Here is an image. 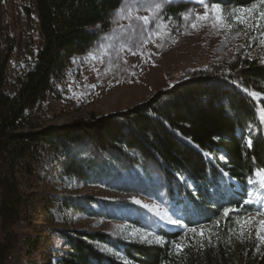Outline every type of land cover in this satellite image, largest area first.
<instances>
[{
    "label": "trees",
    "instance_id": "1",
    "mask_svg": "<svg viewBox=\"0 0 264 264\" xmlns=\"http://www.w3.org/2000/svg\"><path fill=\"white\" fill-rule=\"evenodd\" d=\"M123 1L34 0L38 46L24 61L12 94L6 89L7 67L16 45L0 26V264L17 248L15 228L26 217L28 193L11 171L13 160L26 156L33 184L60 180L70 188L50 195L58 217L121 219L162 238L142 243L56 228L55 264H264V243L225 228L222 216L227 207L257 211L243 198L248 180L264 168V62L238 54L124 111L63 125L32 124L33 111L53 93L55 80L75 55L109 31L111 15ZM204 1L230 8L261 0ZM83 184L153 199L185 213L188 225L210 224L214 233L194 241L180 232L155 230L154 218L143 210L75 193ZM121 208L137 210L135 217L128 212L119 217ZM179 240L184 248L177 254L173 243ZM36 243L26 245L32 251Z\"/></svg>",
    "mask_w": 264,
    "mask_h": 264
},
{
    "label": "rangeland",
    "instance_id": "2",
    "mask_svg": "<svg viewBox=\"0 0 264 264\" xmlns=\"http://www.w3.org/2000/svg\"><path fill=\"white\" fill-rule=\"evenodd\" d=\"M33 2L0 0V26L15 40L16 45L7 67L6 89L10 94L16 86L20 69L26 65L24 61L32 57L38 46ZM127 2L132 5L130 8H125V0L112 13L109 31L101 34L86 53L75 55L63 77L55 80L53 93L31 115L33 125H63L91 115L124 111L195 71L231 62L238 54L264 62V18H259V13L264 11V3L261 1L255 3L258 8L252 13L256 19H250L247 23H240L236 19V16L247 17V14L233 12V9L250 8L252 5L220 6L224 10L225 20L218 24L211 18V12L209 19L197 20V14L204 15V0H140L142 6H135V0ZM144 16L149 17L147 25L139 19ZM257 21L259 28L250 26ZM193 24H196L195 28ZM30 161L28 156L14 159L11 166L12 173L28 196L25 198V220L15 228L19 244L7 264H55L53 254L60 244L51 235L56 228L103 232L128 241L157 243L155 231L121 219L107 220L81 215L67 221L58 217L51 206L50 195L70 188H66V184L60 180L50 182L45 179L37 185L33 184L27 173ZM251 180H258L255 173ZM246 186L243 204L253 206L257 211L246 213L241 206L227 207L232 211L228 217L223 215L226 209L222 211L224 227H233L235 232L241 234L242 225L252 219L251 226H243L241 235H252L264 243L256 232L258 222L264 220V189L258 183L247 182ZM73 190L83 197L100 198L119 206L129 205L143 210L154 218L155 230L180 232L194 241L211 238L214 233L210 224L192 222L195 225H188L185 213H178L140 195L95 184H83ZM249 199L254 203H245ZM136 211L129 213L121 208L117 213L119 217L126 212L135 217ZM165 213L179 220L182 227L167 223L162 218ZM143 215L146 217L144 212ZM191 229L197 232L204 229L205 236L194 235ZM208 230L212 233L210 237ZM32 240L37 242L36 249L30 251L26 244ZM177 244L183 245V241L174 242L173 247Z\"/></svg>",
    "mask_w": 264,
    "mask_h": 264
},
{
    "label": "snow or ice",
    "instance_id": "3",
    "mask_svg": "<svg viewBox=\"0 0 264 264\" xmlns=\"http://www.w3.org/2000/svg\"><path fill=\"white\" fill-rule=\"evenodd\" d=\"M202 2V0H201ZM209 2H211V0H209ZM262 3H264V0H261ZM132 5H130L127 0H126V3H125V8H130ZM135 6H142V4L140 3V0H135ZM204 15H199L197 14V20H207L209 19V12H211L213 15H212V19L218 24V23H221L225 20V17L223 15V9H221L220 5L217 4V3H211V7L209 8V3H204ZM157 9L159 8V5L157 4L156 5ZM258 8V5L257 4H252V6L250 8H244V9H233V12H242V13H246L247 14V17H241V16H236V19L238 22L240 23H247L248 20L250 19H256V17H253L252 16V13H254ZM129 15H131V12L129 11L128 13ZM259 18H264V11L260 12L259 13ZM140 20L143 21V24L144 25H147L149 23V17L148 16H144V17H140L139 18ZM185 19H187V16H185ZM215 26V25H214ZM250 26H254V27H257L259 28V23L257 21V23L255 25H250ZM192 27H196V24H193ZM251 95L253 96H257L258 94L253 92L251 93ZM247 144H248V147L251 148L252 147V140L249 139L247 141ZM255 175L257 176L258 180L257 181H252L251 179L248 181L249 184H253V183H258L259 186L264 189V168H258L255 172ZM248 195H251V193H248ZM136 203H140L139 201H136ZM245 203H248V204H251V203H254L253 200L249 199V200H246ZM230 211H232V209H226L223 213L224 217H228L229 216V213ZM163 219H165L167 221V223H170V224H173V225H177V226H181L182 227V224L179 220H175V219H172L170 216H168L166 213L163 214L162 216ZM217 225H219V221L216 222ZM238 223H241L238 221ZM259 228L256 229V232H257V236L258 238L264 242V220H260L259 222ZM252 224V219H249L247 220L244 225H242V229H241V234H243V226H251ZM194 235H199L201 238H203L205 236V230L204 229H201L199 232H197L196 229H191L190 230ZM208 233H209V237L212 235L211 233V230H208ZM161 237L160 236H155V241L157 243L161 242ZM210 242V240H209ZM175 248L177 250V254H180L184 248V245L182 244H177L175 245Z\"/></svg>",
    "mask_w": 264,
    "mask_h": 264
}]
</instances>
